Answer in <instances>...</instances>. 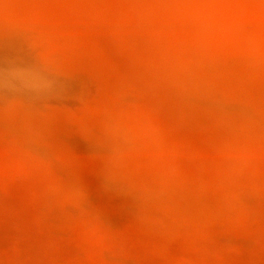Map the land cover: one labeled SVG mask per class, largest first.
Listing matches in <instances>:
<instances>
[{"label":"rangeland","instance_id":"rangeland-1","mask_svg":"<svg viewBox=\"0 0 264 264\" xmlns=\"http://www.w3.org/2000/svg\"><path fill=\"white\" fill-rule=\"evenodd\" d=\"M0 264H264V0H0Z\"/></svg>","mask_w":264,"mask_h":264}]
</instances>
